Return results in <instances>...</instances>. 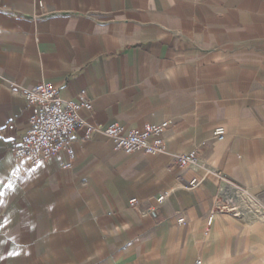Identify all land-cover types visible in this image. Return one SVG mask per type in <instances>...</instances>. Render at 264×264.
Wrapping results in <instances>:
<instances>
[{
	"label": "crops",
	"instance_id": "0c3cea01",
	"mask_svg": "<svg viewBox=\"0 0 264 264\" xmlns=\"http://www.w3.org/2000/svg\"><path fill=\"white\" fill-rule=\"evenodd\" d=\"M42 83L86 91L100 131L72 134V168L61 152L18 172L9 149L34 112L20 90ZM166 122L158 156L104 133ZM192 152L200 167L175 163ZM206 169L264 203V0H0V264H264L262 213L216 214L205 235Z\"/></svg>",
	"mask_w": 264,
	"mask_h": 264
},
{
	"label": "built area",
	"instance_id": "2783aa9c",
	"mask_svg": "<svg viewBox=\"0 0 264 264\" xmlns=\"http://www.w3.org/2000/svg\"><path fill=\"white\" fill-rule=\"evenodd\" d=\"M43 7V4H39ZM20 94L26 102L34 107V112L29 119V130L19 143L13 144L9 151L12 154L18 172H24L27 168L36 167L53 156L65 152L69 162L64 166L70 169L75 160V153L71 147V136L77 130H84V137L90 140L100 130L90 125L81 115L83 111L92 110V102L87 97V92L82 91L75 101H65L60 98L58 90L50 84H39L31 89H21ZM170 122L160 125H147L143 131H128L119 124H111L104 133L113 142L116 152L126 155L142 153L148 156H158L167 153L165 134ZM226 129L217 127L213 133L215 140L221 141L226 137ZM175 163L182 168L200 167V158L197 152L185 155H174ZM215 177L217 180L218 195L216 197L215 210L208 220L205 232L209 234L216 214H231L234 217H242L248 210L264 214V203L242 186L228 180L215 170L206 169L205 178ZM205 178L194 180L191 187H197ZM167 195H160L156 202L161 206L166 201ZM248 205V207L246 206ZM132 208H137L136 200L130 202ZM157 209L152 207L143 214L156 216ZM180 224H185L180 219ZM195 264H202L197 260Z\"/></svg>",
	"mask_w": 264,
	"mask_h": 264
},
{
	"label": "rangeland",
	"instance_id": "374dc122",
	"mask_svg": "<svg viewBox=\"0 0 264 264\" xmlns=\"http://www.w3.org/2000/svg\"><path fill=\"white\" fill-rule=\"evenodd\" d=\"M218 172V171H217ZM219 173V172H218ZM220 174V173H219ZM220 175H222V174H220ZM223 176V175H222ZM190 189H193V187H191V185H190Z\"/></svg>",
	"mask_w": 264,
	"mask_h": 264
}]
</instances>
